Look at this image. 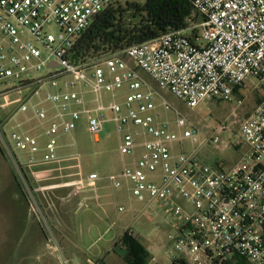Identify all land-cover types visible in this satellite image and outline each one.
Wrapping results in <instances>:
<instances>
[{
    "label": "built area",
    "instance_id": "2783aa9c",
    "mask_svg": "<svg viewBox=\"0 0 264 264\" xmlns=\"http://www.w3.org/2000/svg\"><path fill=\"white\" fill-rule=\"evenodd\" d=\"M116 1L0 0V86L19 81L0 97L34 88L32 96L16 101L20 105L13 118L30 111L39 123L40 136L47 140L45 163L59 161V136L71 134L82 114L99 142L107 122L103 112L111 111L122 155L131 156L139 147L143 152L109 179L115 188L126 183L146 212L164 218L168 240L181 255L175 263L264 264V98L240 127L248 154L223 169L185 152L183 142L195 143L196 132L179 113L180 134L169 121H160L158 92L142 75L192 109L206 100L242 105L248 82L257 81L264 89V0H189L203 17L195 26L201 28L196 43L187 35L191 27L73 64L69 53L78 39ZM45 70L48 74H41ZM45 86L55 92L32 102ZM125 87L130 94L123 104L103 103L104 93L114 96ZM160 106L173 109L165 100ZM221 131L224 126L216 130ZM4 134L6 148L24 152L29 165L37 162L40 136L23 128L11 132L7 142ZM220 141L216 136L209 144ZM13 159L22 168L16 155ZM97 180L98 174H91L81 184L94 190ZM157 229L164 228L159 224ZM127 232L138 239L131 229Z\"/></svg>",
    "mask_w": 264,
    "mask_h": 264
},
{
    "label": "rangeland",
    "instance_id": "374dc122",
    "mask_svg": "<svg viewBox=\"0 0 264 264\" xmlns=\"http://www.w3.org/2000/svg\"><path fill=\"white\" fill-rule=\"evenodd\" d=\"M198 23L202 24L201 18ZM41 74L47 75L48 71L45 70ZM142 75L158 92L156 103L159 105L160 121H169L170 129L180 134L184 130L179 129L175 123L179 113L196 132L195 143L191 139L183 142L185 152L197 154L209 165L223 169L235 166L248 154L249 146L241 137L240 127L264 98V89L257 81L247 83L243 91L245 100L242 105H238L237 100L232 103L206 100L192 109L169 90L158 88L146 74ZM18 84L19 81H10L7 85L0 86V93L10 91ZM46 91L55 92L45 86L42 95L34 96L32 102L41 100ZM33 93V87H26L11 91L7 97H0V143L3 131L8 137L11 132L23 128L37 136L41 135L39 123L30 116V111L19 112L13 118L20 105L16 101H24ZM129 94L128 88L125 87L114 96L104 93L102 101L106 106L113 102L123 104ZM87 97L94 98L92 94ZM164 100L171 105L172 110L166 111L160 106ZM3 104H6L5 107H2ZM74 109L82 108L76 106ZM103 115L107 122L99 142H96L88 131L86 114H82L75 122L76 128L71 134L60 135L58 140V155L68 158V163H81L85 168V179L92 172L102 178L98 184L102 189L99 193L104 198L99 201L96 198H88L94 191L87 186H62L75 176L65 175L78 173V168L71 167L72 171L61 170L59 175L52 173L54 177H61L58 180L49 179L53 176L37 180L29 168H21L14 163L13 155L21 159V162L25 161L24 152H11L2 143L10 163L6 164L0 155V264H88L87 260H99L98 254L106 255L110 250L111 241L118 239V233L121 235L127 229L134 231L146 247L149 257L144 261L147 264H175L174 258L181 257L168 240L164 218L155 217L150 211L146 212L145 205L133 197L125 183L118 189L107 179L112 174L120 175L124 165L139 158L143 149L137 148L131 156L122 155L114 115L111 111H105ZM220 126H224L225 131L216 132ZM216 136L221 140L218 146L209 144ZM46 141L45 137H39L41 146L46 145ZM175 149L180 152L178 146H175ZM41 155L43 152L40 157ZM56 185L60 186V190L56 187L48 188ZM78 186L82 189L77 197L68 198L72 193H78ZM40 187L47 189L43 190L44 192L37 191ZM120 207L124 208L123 212L119 211ZM159 224L163 226V230L157 229ZM235 264L249 263L238 260Z\"/></svg>",
    "mask_w": 264,
    "mask_h": 264
},
{
    "label": "trees",
    "instance_id": "16d2710c",
    "mask_svg": "<svg viewBox=\"0 0 264 264\" xmlns=\"http://www.w3.org/2000/svg\"><path fill=\"white\" fill-rule=\"evenodd\" d=\"M200 18L203 22V17L189 0H146L144 3L118 0L97 16L78 39L69 53V60L75 65L85 64L169 32L198 26ZM200 32L195 27L187 35L196 43ZM123 243L129 264H147L144 259L149 256L142 243L130 237L128 232L123 236Z\"/></svg>",
    "mask_w": 264,
    "mask_h": 264
},
{
    "label": "crops",
    "instance_id": "0c3cea01",
    "mask_svg": "<svg viewBox=\"0 0 264 264\" xmlns=\"http://www.w3.org/2000/svg\"><path fill=\"white\" fill-rule=\"evenodd\" d=\"M4 132L5 131H3V133ZM4 135H5V137H4L5 141H9V137H8L6 132H5ZM3 148L4 147H3L2 143H0V155H1L2 159H3V161L6 164L9 165V163H10V161L8 160L9 158L7 157V155H6V153H5ZM40 148H41V151L39 153H37V156H36L37 162L35 164L29 165V164L26 163V159H25L24 162H21V159H19L20 163L22 165V168H29L31 170V172H32V175L35 177V179L40 180V179H45L46 177L49 178L50 176H53L54 173L58 174L59 172H61V170H63V171L66 170V169L71 170L72 169L71 167H73V168L75 167L76 169L78 168L79 172L75 173V174L72 173V174H69V175H65V176H70V175L71 176L75 175V176H74V179L71 180V181L69 180V182L64 180V181H66V183L64 185H62V186H67V185L71 186L73 184H80L82 186L81 182H82V180H85V177L83 176L85 174L84 173L85 168H84V166L81 163H68L67 162L68 158L61 157L60 155H59V161L54 162V163H45V162L42 161V156L44 155V151L42 150L43 146L40 145ZM42 152H43V155H41V157H40V153H42ZM91 174H97V173L92 172L89 175H91ZM58 175H57V177L53 176L52 178L50 177L49 179L58 180V179L61 178ZM113 175L114 174H112L111 176H113ZM109 178H110V176L107 178L110 181ZM100 181H102V178L99 176V180H97L96 186H95V188L93 190L94 193L91 196H89L88 198H90V199L91 198H96L98 201L102 200L104 198V196L100 195V193H99L102 190L100 185L98 184ZM111 184H112V182H111ZM125 185H126V183H125ZM123 186H124V183H123ZM51 187H53V188L56 187V188H58L60 190V188H59L60 186L59 185L58 186L57 185L56 186H50L48 188H51ZM83 187H85V185ZM56 188H54V189H56ZM45 189H47V188L46 187L45 188L40 187V189H36V190L37 191L40 190L41 192H44L43 190H45ZM80 189H82V188L80 186H78L76 188L78 193L75 194V195H74V193H72L70 195L71 197L70 196L69 197L67 196V197L71 198V199H75L77 197V195L81 192ZM118 189H120V188H118ZM120 208H123V207H120ZM104 212L107 213L106 211H104ZM128 230H130V229H127L121 235H119V233H118V239H114V241H111L110 250L106 253V255H102V253L98 254L97 256L99 257V260H87L88 264H129L127 262V260H126L127 248H126V245L123 243V236ZM136 240H138L140 242L139 238L136 239ZM142 245H144V244H142ZM121 252L124 253V254L122 255ZM102 258H103V260H102Z\"/></svg>",
    "mask_w": 264,
    "mask_h": 264
}]
</instances>
